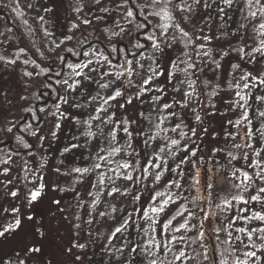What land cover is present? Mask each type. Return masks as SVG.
<instances>
[{
  "label": "snow or ice",
  "instance_id": "1",
  "mask_svg": "<svg viewBox=\"0 0 264 264\" xmlns=\"http://www.w3.org/2000/svg\"><path fill=\"white\" fill-rule=\"evenodd\" d=\"M91 3L99 6L101 13L117 14L114 27L103 29L107 34L101 41L103 50L92 42L85 48L84 42L78 41L79 51L64 49L74 60L57 54L55 61L43 68L32 61L38 71L24 70L23 75L45 79L36 92L22 95L20 100L29 102L22 111L35 123L21 126L18 119H12L0 126V134L13 133L14 128L23 133L13 134L15 150L6 148L0 136V165H5L0 175L5 177L15 164L13 155H20L21 148L34 155L28 151L34 146L25 135L42 143L48 137L60 140L64 122L76 129L59 150L62 167L54 172L64 177L66 184H82L85 176L95 174L96 182L89 181L85 191L92 197L89 218L83 220L76 212L70 218L62 198L48 196L49 192L71 191L77 200L75 207H85L74 187L45 180L42 170L47 159L41 157V175L30 181L33 186L27 188L22 206L0 208V239L11 237L19 248L12 257L0 253V264H42V245L52 232L59 236L58 247L73 264L90 259L88 240L95 244L99 236L105 241L100 251L108 264H188L197 257L200 264H264V109L259 107L264 104V68L260 67L264 65V0H243L242 5L241 0H109L111 8L104 7L102 0ZM201 9L203 26L192 19ZM230 11L240 14L235 29L230 27ZM217 19L222 23L215 25L217 34H212ZM82 22L92 23L87 18ZM186 25L196 28V34ZM114 37H118L115 43ZM72 39L65 36L51 44L59 49ZM213 41L217 43L210 47ZM121 52L122 58L112 57ZM169 52L176 53L175 57ZM232 53L238 62L229 61L225 70L223 83L232 98L224 103L226 111L238 109L239 117L226 121L236 132L225 131L222 140H217L204 121L226 113L203 109L206 102L210 109L216 108L209 98L223 91L221 61ZM40 55L49 59L43 52ZM0 63L16 65L17 59L0 55ZM206 72L214 73L213 78L205 75L201 79ZM4 103L14 106L7 94L0 93V106ZM189 111L195 126L186 122ZM46 121L50 127L41 135ZM206 135L216 141L207 153L203 144ZM77 158L85 160V166H77ZM240 161L244 163L237 167ZM221 170L223 176L218 175ZM23 171H30L27 160ZM0 183L7 188L13 181ZM224 183L231 190L217 204L213 194ZM90 189H96L95 194ZM193 190L205 192L203 205L198 204L199 195L189 200ZM144 191L151 193L146 199ZM6 195L18 198L19 189ZM102 202L104 209L96 212ZM188 203L198 211L187 207ZM213 206L219 211H209ZM42 208L49 210L48 216L40 213ZM100 223L106 229L103 233L92 228ZM82 225L88 226L83 243ZM61 228H65L64 235ZM133 232L137 234L135 242ZM65 236L67 247H62ZM117 237L121 241L118 246L112 243ZM192 244L202 251L193 249L195 254H189Z\"/></svg>",
  "mask_w": 264,
  "mask_h": 264
},
{
  "label": "rangeland",
  "instance_id": "2",
  "mask_svg": "<svg viewBox=\"0 0 264 264\" xmlns=\"http://www.w3.org/2000/svg\"><path fill=\"white\" fill-rule=\"evenodd\" d=\"M26 8L29 10V18L28 21L22 16V12L17 8L13 0H0V55L5 56L7 59H17L16 65H8L4 66L3 63H0V93L7 94L8 99L14 102L13 105H9L4 103L0 106V126H3L4 122L7 120L18 119L19 122L24 115L22 111L24 107L28 105V101L20 100L22 95H29L30 93L36 92L37 87L39 86V82L42 77H33L28 78L23 75L24 70L28 71H38L35 69V65L32 61H35L42 68L47 66V61L41 57L40 53L43 52L45 56L53 57L61 52H65V48H74L75 50H79L78 41L84 42L85 48H88L87 42H92L95 47H97L96 42L105 41V36L107 35L103 29L108 27L109 29L113 28V18L117 16L116 12L113 11L109 14H104L99 12V6H94L91 3V0H24ZM243 0H241V5ZM102 5L104 7L111 8L112 5L109 3V0H102ZM76 8H82V11H75ZM44 9H50V11H45ZM203 10H198V14L195 15L193 19L194 24H199L203 26ZM215 15V14H214ZM229 15L233 16V21L230 22V27L235 29L237 27V21L240 19L239 12L230 11ZM96 16H105L103 20L95 19ZM40 17L44 19L41 20ZM84 18H87L92 21L91 24L85 25L82 21ZM155 23V21H154ZM222 23L218 19L213 24V33L217 34V29L215 27L216 24ZM76 25V27H73ZM35 27L40 28L41 32L36 40L34 38ZM187 29L196 34L197 29L192 27L191 25H186ZM51 33V35H45V32ZM65 36H72L73 39L67 41L65 44L61 45L59 49H55V46L51 44V41L55 39L59 41L63 39ZM99 37V40H97ZM35 40L37 42V49L34 50L32 45L30 44V40ZM118 39V37L113 38V43ZM199 43V41H197ZM217 42L213 41V44L210 47H214ZM19 49H23V52H20ZM68 54V53H67ZM170 55L175 57L176 53L169 52ZM70 56V54H68ZM147 55V53H145ZM75 59V57H72ZM27 60L29 63L25 64L24 61ZM229 61L231 63L238 62L236 54L232 53L229 57H225L221 63L223 65L220 70L221 76V86L224 90L227 89V85L223 83V78L225 74V70L229 68ZM254 65H246V68H253ZM260 67L264 68V65H260ZM207 76L208 79H212L214 73L206 72L201 76V79L204 76ZM162 79V78H161ZM210 91V89H208ZM204 91V89H201ZM247 91V90H245ZM255 91V90H253ZM258 94V93H257ZM232 98V93L230 91L224 92L223 96L210 98L212 102L216 104L215 109H210L206 105L203 111H213V112H225L224 116L213 115L205 118V123L209 124V133H216L217 140H222L225 131H231L232 128H229L228 124L224 125V123L228 120L227 116L232 117L234 115L239 116V110L234 111H226L228 105L224 103L225 100H229ZM201 99H204L202 96ZM238 99V97L236 98ZM51 103V101L49 102ZM261 109H264V104L259 105ZM203 111L201 115H203ZM252 116V112L249 113ZM186 122L192 123L195 126L194 119L191 115V112H188V115L185 117ZM254 124L257 121L253 120ZM50 127L49 123L46 121L41 126L40 134L44 135L47 129ZM229 128V129H228ZM223 129L225 131H223ZM76 132V129L67 122H64L63 129L60 135V140L52 139L48 137L42 143L37 141L36 137H32L30 135H25V140L31 143L34 147L28 151H32L34 153L33 156H29L26 154V151L22 148L20 149V155H13V160L15 164L11 165V171L8 176L5 177L0 175V181L12 180L13 184H9L7 188L4 187L2 183H0V208H10L12 205L22 206L23 197L27 191V188H31L33 183L40 175L41 170L39 169V161L41 157H46L47 165L42 170V174L46 181L49 183L56 181L62 187H74L78 193H80V198L85 202V207L83 209L75 207L77 204V200L74 199V194L71 191L68 192H49V197L62 198V203L67 206L66 214L71 218L72 212H76L78 215L82 217L83 220L88 219V204L91 202L92 197L86 196L85 191L89 190V181L95 183L96 176L95 174L91 176H85L82 184H66L64 177H58L54 169L56 167H62L59 164V161L63 159L60 156L59 150L62 149L64 144L68 143L71 140L73 133ZM13 134H23L18 133V129L14 128L13 133L8 134H0L5 139L6 148H10L15 150L16 143L12 139ZM174 135V134H172ZM200 143V141H198ZM216 141H214L211 136H204L203 144L205 153H207L208 149L215 146ZM139 150V149H138ZM87 153H85L86 155ZM238 154V153H237ZM2 156V154H0ZM29 162V172L23 171L24 161ZM223 163V161H222ZM243 161H241L239 167L243 165ZM68 162L65 161V165ZM77 166H85L86 161L83 159L77 158L75 161ZM5 167V165H0V168ZM35 172L33 173V171ZM220 174L224 175V170H221ZM76 175V174H74ZM27 177V180H25ZM70 179V178H69ZM147 183V182H146ZM143 188V185L141 186ZM19 189L18 198H13L10 195H6L10 190ZM94 194L96 189H90ZM151 193L144 191L145 199ZM189 195V200L195 195V190H193ZM226 195L220 194L215 197V202L218 204L221 202V199ZM117 206H119V203ZM193 211H198V209L191 203L186 205ZM105 207L102 202L96 212L103 210ZM52 209L55 210V206H52ZM131 208L129 207V211ZM40 213L44 216L49 215V210L47 208L40 209ZM95 215V212L93 213ZM5 219H7V214H5ZM99 219V218H98ZM76 223H81V221H75ZM65 227H69L66 225ZM84 231L81 233L80 242H85L87 238V225H82ZM92 228L94 230H99V232L103 233L106 231L104 225L93 224ZM75 230L73 229V234ZM60 234H65V228H61ZM188 235H194V233H189ZM137 234L135 232L132 233V239L135 242ZM157 239L159 237L157 236ZM68 237L65 236V240L62 243V247H67ZM105 243L102 236H99L96 240V243L93 244L91 240H88V248L87 254L90 259L84 261V264H108L107 256L100 251L101 247ZM114 245H119L121 243L120 238L117 237L112 242ZM61 244L59 236L52 232L46 240L43 242V252L41 254L42 264H59L60 261H63L64 264H73L70 256L65 255L61 251V247L58 245ZM193 249L196 251H202L199 248L198 244H192L190 248L187 249L189 254L194 255ZM19 251L18 246L15 241L9 237V240L5 241L0 239V253H7L9 257L14 256V253ZM239 254V253H238ZM169 258H171V254H169ZM139 259V257H137ZM200 257H197L195 261L188 262V264H200ZM115 264V262H113ZM179 264V262H177Z\"/></svg>",
  "mask_w": 264,
  "mask_h": 264
},
{
  "label": "trees",
  "instance_id": "3",
  "mask_svg": "<svg viewBox=\"0 0 264 264\" xmlns=\"http://www.w3.org/2000/svg\"><path fill=\"white\" fill-rule=\"evenodd\" d=\"M13 1H14L15 5L17 6V8L22 12V16L25 18L26 21H28V18H29V15H28V14H29V10L26 8L25 1H24V0H13ZM40 32H41L40 28L35 27L34 38H35L36 40L38 39V37H39V35H40ZM30 44L32 45V48H33L34 50L37 49V42H36L35 40H33V39L30 40ZM85 45L87 46V44H84V47H85ZM96 45H97V48H101V49L103 50V45L101 44V41L96 42ZM78 49H79V48H78ZM79 50H80V49H79ZM79 50H78V51H79ZM59 54L68 57L70 60H74V58H72V56H69V55L67 54V52H61V53H59ZM122 55H123L122 52L119 53V54H118V53H113V54H112V57H113L114 59H116V58H122ZM48 57H49V56H48ZM55 57H56V56H54V58H53V57H49V59L46 60L47 63L54 62V61H55ZM41 77H42V79H45V77H43V76H41ZM222 88H223V87H222ZM227 91H229V90H224V89H223V91H221L220 94H219L218 96H219V97H221V95L223 96L224 92H227ZM52 95H54V94H52ZM218 96H216V97H218ZM216 97H215V99H216ZM209 99H210V98H209ZM49 102H50V101H49ZM238 117H239L238 115H234V116H232V117L227 116L226 119L231 118L233 121H235ZM25 122H28V123H35V122L31 119V117H30V115H29L28 113H24L23 117H22L21 120H20V125L23 126V124H24ZM224 125H227V122H225ZM204 126H206L207 128H209V124L205 123V121H204ZM228 126H229V128H232V130H233L234 132H236V129H235V128H233V127H232L231 125H229V124H228ZM229 128H228V129H229ZM223 131H225V130L223 129ZM241 135H242V133H241ZM238 139H239V137H238ZM234 163H235V162H234ZM240 163H241V161H240ZM240 163L237 164L236 166L239 167ZM210 166H211V165H210ZM218 175L222 176L220 173H219ZM216 179H217V176L214 175V176H213V181H215ZM221 187L223 188V191L221 190ZM230 190H231V189H230V185L227 184V183H224L223 185H221V186H219V187L216 188L215 193L213 194V198L215 199V197L218 196V195H220V194H224V195L228 196ZM232 191H234V190H232ZM195 195H199V196L201 197V200L198 201V204L203 205V203H204L203 198H204V196L206 195L205 192H204L203 190H201L199 193H196V191H195ZM195 195H194V196H195ZM215 203H216V202H215ZM209 211H217V212H218L219 210L216 209V208L213 206V207H211V208L209 209ZM208 254H209L210 257L213 255V253H212V251H211L210 248H209V253H208Z\"/></svg>",
  "mask_w": 264,
  "mask_h": 264
}]
</instances>
